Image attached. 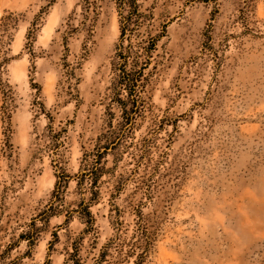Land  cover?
Instances as JSON below:
<instances>
[{
    "label": "rangeland",
    "instance_id": "1",
    "mask_svg": "<svg viewBox=\"0 0 264 264\" xmlns=\"http://www.w3.org/2000/svg\"><path fill=\"white\" fill-rule=\"evenodd\" d=\"M140 213L143 264H264V0H0V252L95 264Z\"/></svg>",
    "mask_w": 264,
    "mask_h": 264
},
{
    "label": "trees",
    "instance_id": "2",
    "mask_svg": "<svg viewBox=\"0 0 264 264\" xmlns=\"http://www.w3.org/2000/svg\"><path fill=\"white\" fill-rule=\"evenodd\" d=\"M121 4L123 5H129L130 7H134L136 4V0H121ZM131 20H129V23ZM126 29L122 28V37L125 36ZM29 35L32 36V32L29 33ZM147 64V63H145ZM144 64V65H145ZM140 67V63L138 61L135 62L133 70H131L129 73L126 74L125 79H123V82L121 83V86H132L133 88H137L139 86V82H141L142 78V73L144 70V67ZM139 68L140 70H137ZM134 97V91H132L129 95L128 98ZM119 103L124 106L123 112L124 114H136V109L128 110L126 107L127 102L126 100H123L121 98L118 99ZM136 108V107H135ZM118 139H115L112 144L116 143ZM111 144V145H112ZM110 145V146H111ZM106 152L108 151V147H106ZM103 158V153L98 155V159L96 161L97 166L101 165ZM62 182L59 181L57 183V190L55 191V196L57 200H61V195L63 194V187H62ZM85 214L88 217L89 220L92 219L91 212L89 211V207H86L85 209ZM140 223H139V229L137 230V240L131 245V248L126 251L125 248L127 243L125 240H123L121 234L118 232V235L114 239H112L107 246H105L104 252L99 256L95 264H103L104 259L106 258L107 255L110 254L113 248H116L115 251L117 254V259L115 261L108 262L109 264H122L125 263V261L129 260L130 257L133 255H137V260L135 261V264H143L144 259L146 258L148 251H149V246L151 245L152 242V234L149 231L146 221L144 220L143 214L140 213ZM30 229L26 231L24 234L20 235L19 240L20 241H29L30 243H34L35 241L38 240L39 234H40V229L37 227L36 223L34 222L31 224ZM120 241V242H118ZM19 246V242H15L13 244H10L7 249H5L3 252H0V264H19L20 258H12L11 253L14 249H16ZM137 250H140V253H136ZM80 255V249L78 246L75 247L74 251L72 253H69V257L66 260L65 264H83L81 258H79ZM104 260V261H103Z\"/></svg>",
    "mask_w": 264,
    "mask_h": 264
}]
</instances>
